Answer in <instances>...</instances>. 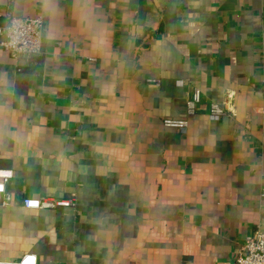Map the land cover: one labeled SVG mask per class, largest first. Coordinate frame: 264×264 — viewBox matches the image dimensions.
Segmentation results:
<instances>
[{
	"label": "crops",
	"instance_id": "0c3cea01",
	"mask_svg": "<svg viewBox=\"0 0 264 264\" xmlns=\"http://www.w3.org/2000/svg\"><path fill=\"white\" fill-rule=\"evenodd\" d=\"M11 16L44 25L39 55L0 47V264H231L264 230V0H0Z\"/></svg>",
	"mask_w": 264,
	"mask_h": 264
},
{
	"label": "built area",
	"instance_id": "2783aa9c",
	"mask_svg": "<svg viewBox=\"0 0 264 264\" xmlns=\"http://www.w3.org/2000/svg\"><path fill=\"white\" fill-rule=\"evenodd\" d=\"M44 19L41 16L20 17L11 16L8 21L0 26V47L11 57H32L39 55L42 45V30ZM200 101V90L195 88L185 101L187 115L195 113ZM209 115L219 118L226 115L223 106L211 103ZM163 124L175 127L184 132L188 126L187 119L165 118ZM11 169L0 168V195L3 203L11 201V193L7 190V183L12 179ZM22 205L30 209H55L57 207H69L74 205L72 198L41 197L23 198ZM10 264H36V256L24 254ZM231 264H264V230L256 229L247 236L236 248V255Z\"/></svg>",
	"mask_w": 264,
	"mask_h": 264
}]
</instances>
